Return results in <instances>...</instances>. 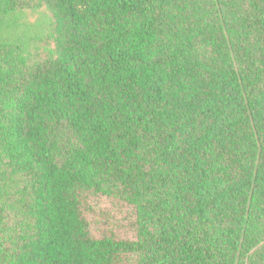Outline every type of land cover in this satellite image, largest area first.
I'll return each instance as SVG.
<instances>
[{
  "label": "trees",
  "instance_id": "trees-1",
  "mask_svg": "<svg viewBox=\"0 0 264 264\" xmlns=\"http://www.w3.org/2000/svg\"><path fill=\"white\" fill-rule=\"evenodd\" d=\"M40 9L0 42V264H264V0H0V30Z\"/></svg>",
  "mask_w": 264,
  "mask_h": 264
},
{
  "label": "rangeland",
  "instance_id": "rangeland-1",
  "mask_svg": "<svg viewBox=\"0 0 264 264\" xmlns=\"http://www.w3.org/2000/svg\"><path fill=\"white\" fill-rule=\"evenodd\" d=\"M50 24V14L46 9L26 10L12 14L4 28L0 30V42H13L22 36H44ZM89 222L96 233L112 231L131 233L128 212L105 199L92 201L88 206Z\"/></svg>",
  "mask_w": 264,
  "mask_h": 264
}]
</instances>
